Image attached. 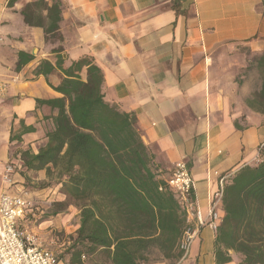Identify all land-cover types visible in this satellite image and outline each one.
<instances>
[{
    "label": "crops",
    "instance_id": "crops-1",
    "mask_svg": "<svg viewBox=\"0 0 264 264\" xmlns=\"http://www.w3.org/2000/svg\"><path fill=\"white\" fill-rule=\"evenodd\" d=\"M54 2L60 19L53 25ZM0 39V194L40 206L37 223L26 227L56 254L51 235L68 233L70 207L54 210L66 200L60 185L45 169L27 171L21 157L46 144L49 117L57 113L36 101L63 97L53 90L61 84L58 73L37 75L42 61L55 66L58 58L68 68L90 58L103 74L105 101L135 117L160 178L167 182L177 162L186 164L204 219L227 180L260 162L264 0H0ZM19 53L31 60L16 71ZM9 163L17 166L11 185L3 182ZM217 212L222 219L221 202ZM216 240L201 228L173 264H217ZM228 256L224 264L241 263L233 251Z\"/></svg>",
    "mask_w": 264,
    "mask_h": 264
},
{
    "label": "trees",
    "instance_id": "trees-1",
    "mask_svg": "<svg viewBox=\"0 0 264 264\" xmlns=\"http://www.w3.org/2000/svg\"><path fill=\"white\" fill-rule=\"evenodd\" d=\"M59 15L60 4L54 2L48 9L53 25ZM30 60L19 53L16 71ZM53 63L42 61L36 73H58L61 84L53 90L63 97L36 101L57 113L49 117L46 144L37 154L25 151L21 157L27 171L45 169L60 185L66 200L53 207L79 211L73 241L77 258L101 252L105 264H143L146 253L156 249L164 259L178 261L184 213L153 165L135 117L105 101L103 74L90 58L68 68L58 58ZM259 156L257 165L241 168L223 187L217 264L230 261L228 251L241 257L240 264H264V145Z\"/></svg>",
    "mask_w": 264,
    "mask_h": 264
},
{
    "label": "built area",
    "instance_id": "built-area-1",
    "mask_svg": "<svg viewBox=\"0 0 264 264\" xmlns=\"http://www.w3.org/2000/svg\"><path fill=\"white\" fill-rule=\"evenodd\" d=\"M16 171L17 166L7 164L3 182L11 185ZM166 185L175 194L184 213V228L179 240V249L184 258L201 228L207 226L217 234L221 222L217 205L221 202L222 190L215 195L208 217L204 219L193 201V180L184 162L174 165ZM41 215L42 210L36 202L0 194V264H59L58 255L44 247L40 236L26 227L37 223Z\"/></svg>",
    "mask_w": 264,
    "mask_h": 264
},
{
    "label": "rangeland",
    "instance_id": "rangeland-1",
    "mask_svg": "<svg viewBox=\"0 0 264 264\" xmlns=\"http://www.w3.org/2000/svg\"><path fill=\"white\" fill-rule=\"evenodd\" d=\"M55 182V180H53ZM70 207V219L69 226L70 230L68 233H65L64 230L61 232H54L51 235V239L54 240V244L52 245L54 248H59L57 250V254L59 259H71L77 258L78 250L73 248V241L76 238V230L79 227V211L73 206H65L60 205L54 210L66 211L67 208ZM41 240H45V238L40 237ZM49 241V239H48ZM146 261L143 264H161L165 262V264H173L175 260H167L164 259L156 249H150L145 255ZM80 264H105L107 263L106 256L101 252H96L92 255H88L86 253H81L79 258Z\"/></svg>",
    "mask_w": 264,
    "mask_h": 264
}]
</instances>
